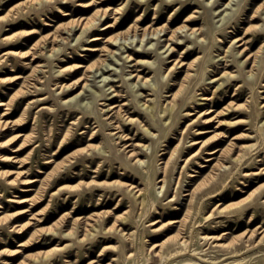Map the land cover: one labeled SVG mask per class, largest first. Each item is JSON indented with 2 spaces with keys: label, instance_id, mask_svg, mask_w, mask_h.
<instances>
[{
  "label": "rangeland",
  "instance_id": "rangeland-1",
  "mask_svg": "<svg viewBox=\"0 0 264 264\" xmlns=\"http://www.w3.org/2000/svg\"><path fill=\"white\" fill-rule=\"evenodd\" d=\"M90 1L69 0L65 6L60 0H0V18H4L13 6L22 5L14 16L13 12H8L9 18L0 21V78L22 76L11 84L0 81V100L8 104V111L11 112L4 117L9 120L10 126L0 131V141L9 139L7 142H10L17 132L24 134L12 145L0 148V264H5V261L26 264L34 255L46 251H51L52 256L41 264H87L91 260L95 261L94 264H264V136L257 128V123L260 126L263 120L259 115L261 105L258 104L264 102V49L259 63L261 69L254 71V77H248L247 69L237 71L236 67H230L228 71L236 75V80L224 81L213 95L215 103L206 101L203 105H196L190 102V95L194 92L203 93L208 98L212 96L213 84L203 91L200 80L207 77L204 68L209 59L229 45L230 37H242L244 29L254 23L259 28L247 35L245 39L250 42L246 46L253 52L264 42V13L260 20L251 22L247 19L252 7L264 0H232L231 6L225 5L229 0H116L114 3L111 0H93V5L87 9L77 6L79 2ZM184 6L188 7V11L183 12ZM58 7L70 14L60 16ZM106 7L120 8L117 14L101 21V24H113L114 28L105 31L100 27L92 31L90 38L126 33L132 23L143 28L155 21V26L165 24L166 31L159 34L163 35L180 26L191 12L198 11L195 13L197 21L188 25L195 28L202 26L205 41H194L193 36L186 42L184 35L187 28L179 33L182 45L174 46L177 50L175 57L197 46L195 53L181 59L184 62H190L197 56L199 59L195 63L193 79L186 83L182 95L176 98V107L169 117L160 112L161 104L166 95L177 92L184 71L177 68L167 72L171 66L169 61L174 56L164 59L172 51L160 56L168 48L163 46L166 36L160 42L157 40L159 35L153 36L152 46L145 44L152 36L145 37L142 47L135 45L139 40L137 36L128 50L123 48L117 50L115 56L107 57L106 67L109 65V68L103 66L92 72L84 68L76 69L79 65L86 67L106 57L101 56V52L83 51L85 47L109 48V45L104 40L90 43L91 39L87 36L75 40L80 31L70 33L54 28L59 23L81 15L89 16L95 9ZM239 28L241 30L236 34ZM52 33L61 37L54 43L60 50L49 56L47 50L51 46L45 49L43 45L47 42V35ZM4 36H11V39L3 40ZM215 37L221 39V43L217 42L212 48ZM37 40H41L40 46L30 50L38 56L35 61H31L30 56L2 55L7 51L27 52ZM132 40L130 34L127 41L130 43ZM119 42L123 41L120 39ZM148 48L158 52L146 58L153 63L150 73H141L150 77L151 87L146 90L138 87V94L140 98L147 95V99H152L153 107L151 112L138 110L133 113L136 109L134 90L137 87L134 90L131 88L130 83L134 79L129 72L145 67H132L134 62H126L125 57L129 54L133 59H143L135 54V50ZM213 59L217 61L219 56ZM208 64L211 65L208 75H212L214 72L211 71L215 70L213 62ZM38 65L41 71L33 77L31 69ZM100 75H109L112 89L122 97L105 100L102 96L94 101V91L102 94V89L108 88L102 85L104 76ZM80 76L87 77L89 86L73 102H92L90 108L84 111L73 109V102H63L78 94L80 89L60 91L61 85H69ZM33 82L39 90H35L32 84L28 87L30 91L25 92L24 88ZM43 97L46 99L35 101L23 112L30 101ZM107 98H114V95ZM123 102L128 105L120 106ZM108 103L119 105L120 111L128 112L141 125L151 126L149 130L154 135L144 133L137 123H126L123 128L127 135L125 140L109 135L115 130L104 123L109 119L119 124L120 118L117 113L102 114L100 109H107L104 106ZM3 111L4 108H0V114ZM204 111L209 112L200 116L199 113ZM186 112L187 115H184ZM193 119L196 122L191 124ZM75 120L77 122L72 124ZM204 129L208 132L197 134ZM93 130L96 131V139L90 141L88 137ZM25 136L27 146L11 154L9 149L23 142ZM143 136L147 138L143 139ZM180 138L183 139V148L180 147L177 152L180 158L168 163L165 184L158 189L163 184L160 180L163 178L164 160ZM190 140L199 143L190 145ZM90 143L102 148L97 151L88 146ZM142 144L149 146L142 151L137 146ZM207 149H224V152L208 156L204 153ZM127 151H133L134 155L145 160L144 163L134 162L133 155L128 157L131 152ZM237 153L243 155V161H230ZM3 154L17 155V160L3 161ZM187 157L189 161L184 164L182 160ZM208 157L215 159L203 161ZM8 179L15 181L8 184ZM22 180L36 181L22 184ZM196 184L200 185V189L193 192ZM135 186L145 188L147 193L146 203L140 209L133 197L135 189L130 192V188ZM27 189L29 191H23ZM30 197L32 200L23 204L10 201ZM23 208L32 209V214L38 215L30 218V212H27L21 217L11 216ZM221 209L222 212H219ZM93 214L96 215L95 230H90L93 235L83 242H79L83 236L81 233L77 237L61 239L36 231H68L73 228L75 218ZM182 217L181 225L170 224ZM15 219L20 224L29 220L32 223L19 232L11 227ZM149 221L155 222L154 225H150ZM118 226L123 228L124 233H133L132 243L129 244L119 230L107 231L109 227ZM180 235L186 236V243L181 246L177 244ZM157 243H163L162 257L154 255L151 249ZM65 245L66 248L54 251ZM129 252H133L134 256L127 258ZM114 258L116 260L111 262Z\"/></svg>",
  "mask_w": 264,
  "mask_h": 264
},
{
  "label": "bare ground",
  "instance_id": "bare-ground-1",
  "mask_svg": "<svg viewBox=\"0 0 264 264\" xmlns=\"http://www.w3.org/2000/svg\"><path fill=\"white\" fill-rule=\"evenodd\" d=\"M60 1H61V3L65 4V6L68 5V2H69V0H60ZM115 1L116 0H111L112 3H114ZM140 1H144V0H140ZM170 1H176V0H170ZM231 1L232 0H229L227 3H225V5H227V6L230 5L231 6V3H232ZM92 2H93V0L90 1V2H87V3L79 2V3H77V6L80 7L81 9H87V8L91 7V5H93ZM222 4H224V2ZM21 6H22L21 4H19L17 6H13L12 8H10L8 10V12H10V13L13 12L12 15L14 16V12L20 10L22 8ZM24 7H26V6H24ZM119 9L120 8H112V7H106L105 9L97 8L89 16H83V15H81V16H79L77 18H73V19H71L69 21L59 23L57 26H55L54 29L56 30V28H62L63 30L65 29V30H67L70 33L71 32L76 33V32H79L80 31L79 35L77 34L78 36L77 37L75 36L76 37L75 40H78L81 37H85V36H87V38L89 39L90 38V34L92 33V31L98 30V28H100V27L103 30H105V31H108L109 29L114 28V25L113 24H109V23H103V24H101V21H104L105 19H107L111 15L117 14ZM58 10L60 12V16H67V15L70 14V13L69 14L66 13V10H63L60 7H58ZM182 10H183V12L188 11V7L187 6H184ZM222 11H223V9H222ZM8 12H7V14H5V17L4 18H0V21L6 20V18L9 16L8 15ZM195 13H198V11L197 10H194L193 12H191L189 15L186 16V18L184 19L183 23L180 26H178L177 28H175V29H173V30H171V31L163 34V35H159V34L161 32H165L166 31L165 24H162L161 26H155V23H156V21H155V22H152L149 25H146L143 28L137 27V25H135L134 23H132L126 29V33L123 32V33L112 34V35H110L108 37H105V38H101L100 36H93V37L90 38L91 39V42L90 43L104 40V42L107 45H109V48H106L104 46H102V47H85L83 49V51H88L90 53H94V52H99L100 53L101 52V56H106V57L104 59H99L97 63L89 64L86 67L79 65L76 69L78 70L79 68H84V70L89 71V72H92V70H94L95 68L97 70H99L103 66L106 67L107 57H109V56H115V53H116L117 50H120V49H123V48H127V50H128L129 49L128 48L129 45H132L134 43V39L137 36L139 37V40L137 41V43L135 45H139L140 47H142L143 42L145 41V37L147 39L148 36H152L151 37V40L148 41V39H147V43H145V44H150L152 46L153 43H151V41L154 39L153 36L159 35L158 38H157V40L159 42L161 41L160 39L163 36H166L165 39H164V45L163 46L164 47L168 46V48L166 49V51L162 52L160 54V56L162 54L166 53L167 51H170V52L172 51V52H171V54L169 56H167V57L164 58L165 60L166 59H170L172 56H174V58L169 61V63H171V66L168 68L167 72L174 71L177 68H183V71H184L183 72L184 75H183L182 79L180 80L179 88H178L177 92L170 93V94L166 95L167 98H165L163 100L164 103L161 104L160 112L165 113L166 117H169L170 114H171V112L176 107V98L179 97L180 95H182V93L184 91V88L186 86V83L188 81H190V80L193 79V77H194V73L193 72L195 70L194 69L195 63L199 59V56L193 58L190 62H184L183 59H181V58H186V57L190 56L192 53H195L197 51V46L195 48H192V50H184V51L181 52V54H179L177 57H175V55L177 54V50L175 49L174 46H180V45H182L181 42H179V39L182 37V35H180L179 33L183 29L187 28L186 34L184 35L187 38V41L186 42L190 41L191 38H193V36H195L194 41H198L199 39L202 42L205 41V36H204V32H203V27L202 26L201 27H198V28H195V27H191V26L188 25V23H194L195 21H197V15H195ZM262 13H264V1L262 3L256 5V6L252 7L250 14L247 15V19L250 20L251 22L260 20ZM111 18L114 19L113 16ZM136 20H139V19L136 18ZM115 21H116V19H115ZM30 23L31 22H29V24ZM258 28H259V25L258 24L250 23L244 29L243 36L242 37H239V36H236V35L230 37V40L228 42L229 45L226 48H222L221 47L222 45H220V47L222 48L221 53H218V54H216V55L213 56V57H215V56L218 57L219 56V59L217 61H215L213 59V57H211L209 59V61H208V63L210 61L213 62V65H214L213 67L215 68V70L214 71H211V72L212 73L214 72V74L208 75V74H210L209 67L211 65H209L207 63V65H205V68H204L205 69V74H207L206 75L207 77H203L200 80L201 81L200 82V89L203 90V91L209 89L208 87H210V85L213 84L211 86V89H213V94H212L211 97L208 98L203 93L194 92V93H192L190 95V102L191 103H195L196 105H198V104L199 105H203L204 102H206V101H209L211 103H215V100H214L215 97L213 95L222 86V84L224 83V81H226V80H233V81H235L236 80L235 79L236 75H234V73L228 71V68H230V67H236L237 68V71H240V69L241 70H244V69L246 70L247 69L246 72L248 74V77H254V75H255L254 71H256L257 69H261V67L259 66V63H260V57L262 55V51L264 49V42H262L255 51L251 52L250 49L246 46L247 43L250 42V40L249 39H245V38L247 37V35H249V33H250L251 30L258 29ZM103 30H101V31H103ZM240 30H241L240 28L239 29H236V34H238L240 32ZM138 31H140V32H138ZM15 33H18V32H15ZM21 33L23 34V32H21ZM28 33H29V31H28ZM32 33H33V31H32ZM196 33H198V34L196 35ZM122 34H126V36L123 37ZM130 34L133 37V40H132V42L128 43L127 40H128V37H129ZM10 37L11 36H4L3 37V40H9V39H11ZM58 38H61V37H59L58 35L53 34V33L50 34V35L49 34L47 35V39H46L47 42L44 43L43 47H45V49H47L49 46H51L47 50L48 53H49L48 54L49 56H54L56 53L59 52L60 47L59 46L58 47H55L54 46V43L58 41ZM120 39L123 42H119ZM39 41H41V40H39ZM39 41L38 40L35 41V43L27 50V52H22V51H19V50L15 51V52L14 51L13 52L12 51H7V52H4L2 55H17V56H19L21 58H26V57L30 56L31 57V61H35V59H37L38 56L35 53H31L30 50L31 49L33 50V48L36 47V46L38 47V45L40 43ZM61 42H63V41H61ZM169 42H172V43L170 45H168ZM217 42L218 43H221V39H218V37H215V39L212 42V48L213 47H216V43ZM239 43H241V44H239ZM237 44H239V46H236ZM220 47H218V48H220ZM237 47H239V48H237ZM156 50L157 49L151 50V48H148V50H144V51H142V50L141 51L140 50H135V54H137L139 56H142L143 59H137V60L136 59H133V58H131V56L129 54H127L126 57H125L127 59L126 62H134V64H133L132 67H138L139 65H142L145 68H148L147 71H145V68L144 69H137V68H135L133 71H130L129 72V74L134 79V81L132 83H130L131 88L134 90V88L137 87V89L134 90V97L136 98V104L134 106H135L136 109L132 111L133 113L137 112L138 110H142L144 112H151L152 111V107H153L152 106V103H151L152 102V99H147L146 98L147 95H144L142 98H140L139 97V94H138V91L140 89H145L146 90V89H149V87H151V83H150V80L151 79H150V77H146L144 75H141V73H143V74L144 73H150V71L152 70L151 69V66H153V63L148 62V59H146V58H149L150 55H151V53H154ZM155 54H158V52L156 51ZM221 54H222V56H220ZM239 55H241L240 58H239ZM112 60H113V58H112ZM108 66L106 68H109ZM39 67L40 66L38 65V66H34L31 69V73H33L32 74L33 77H36L37 74L41 71ZM58 72L60 74L61 71L59 70ZM218 73H220L219 74L220 76L219 77H216V74H218ZM32 75H31V77H32ZM100 76H102V75H100ZM108 76L109 75L104 76L103 77V80H102L104 82V84H102V85H104V87H107L108 86V88L102 89L103 90V93L102 94H100L101 92L100 93H97L96 91H94L93 92L94 101L97 100L98 97H101L102 98V96H104L103 99H105V100H110V99L116 100V99L122 97L119 94V92H116L115 89H112L113 85L110 84V80L108 79ZM88 77H90V76H88ZM20 78H22V76L21 75H17L15 77L11 78V79L10 78H0V81L1 82H6L8 84H11V83L14 82V80L20 79ZM86 78L87 77H81L80 76L75 81H73V83H71L69 85H65L64 84V85H61L60 86V91H62L63 93H64V90H66V91H74L76 89H80V91H79L78 94H76L73 97H70V99H66V101H63V102H68V103L69 102H73V99L77 98L78 95H81V93H84V91L87 90V88H88L89 85L87 84V79ZM30 79H32V78H30ZM33 79H35V78H33ZM207 79L210 80V81L209 82H206ZM123 80H124V78H123ZM31 85H32L33 88L36 87L35 84H34V82L33 83H30L29 86H26V88H24V91L25 92L30 91L29 88H30ZM138 87L140 88L139 90H138ZM109 89H112V90L109 92L108 91ZM35 90H39V89L38 88H35ZM150 90H154V89H150ZM19 92H21V91H19ZM112 94L114 95V98H107L108 96H110ZM198 96H200V97L198 98ZM45 99L46 98L43 97V98H40L38 100H32V101H30L24 107L23 112L25 113L26 110H28L35 101L36 102L37 101H43ZM262 99H264V96L262 97ZM78 101L77 100L76 101L74 100V102H73V104H74L73 109L79 110V111H84L83 109H85V108L86 109H89L90 108V104L92 103V102H86V104L85 103L84 104L82 103L83 106H84L83 107L82 104L78 103ZM197 101H199L200 103H197ZM126 105H128L127 102H123L120 106H126ZM258 105L259 106L261 105L260 111H259V115L262 116L263 120L261 121V125L260 126H258V123L259 122L257 123V128H259L262 131V135L264 136V127H263V125H264V110H263L264 102L263 103L262 102H259ZM2 107L4 108V111L0 114V131H5V130L9 129V126H10L9 123L10 122H8L9 120L5 119L4 117H7L8 115H10L11 112L8 111L9 110L8 104L6 102H3L2 100H0V108H2ZM104 107H107V109H105L106 111L103 110L102 108L100 109V111L102 112L103 115H107L108 113L112 112V115H114V114L117 113L119 115V118H120L119 124H118V122H112L109 119L106 120V122L104 123V125L106 127L111 128V130H115V132L110 131V132H113L112 134L111 133L109 134L112 137L117 135V139H121V140L127 139V135L124 134V131H123V128L126 127L125 126L126 123L131 124V125L137 123L138 126H139V128L142 129L144 133H146L148 135L149 134L154 135L149 130L150 128L152 129L151 126H146L145 127V125H141V122H137V119L136 118H133L131 115L127 114L128 112H124V110L123 111L122 110L120 111L119 105H111L110 103H108ZM205 111L199 113V115L201 116V115H203L205 113L207 114L209 112V111H207V112H205ZM105 113H107V114H105ZM122 113H124V114H122ZM184 115H187V112ZM199 115L197 117H199ZM22 119L23 118H21V120ZM196 119H193L191 121V124L195 123L196 122ZM75 122H77V121L76 120L73 121L72 124H75ZM206 122H207V119H205L204 123H206ZM188 125H190V124H187L186 126H188ZM95 132L96 131H94V130L91 131V133L89 134L88 140L93 141L94 139H96ZM206 132H208V130L204 129V130L198 131L197 134H204ZM23 136H24V134L22 132H17L14 136H12L13 140H11L10 142H7L9 139L8 140H5V141H0V148L1 149L2 148H6V147L12 145L14 143V141L18 137L21 138ZM146 138H147V136H143V139H146ZM23 139H24V141L21 142L18 146H14V147H12V148L9 149V152L11 154L17 153L19 151H22L27 146V143L25 141L26 136ZM190 142H191L190 145H194V144H198L199 143V142L191 141V140H190ZM202 145H203V143L201 144L200 148L202 147ZM88 146L90 148H93V149L97 150V151L102 148V146H95L92 143L88 144ZM137 146L142 150V149H147L149 145L142 144V145H137ZM180 147L183 148V139L182 138L179 139L177 145L174 147V149L171 150V152L169 153V157L166 160H164L165 162H164V165L162 167L163 178H162V180H160V182L161 183L163 182V184L158 189L163 188V186L165 184L164 174L166 172L168 163L170 161H178L179 160L180 156L177 155V152H178V149ZM200 148H199V150H200ZM129 152H131V153L129 154L128 157H130L131 155H133V159L135 160L134 162L137 161V162H139V164H143L144 163L145 160H142V159L138 158L137 154H135V155L133 154L134 153L133 151H127V153H129ZM223 152H224V149H209V150L207 149L204 153L206 155H208V156H212V155H215L217 153H219V155H221ZM196 153H198V150L196 151ZM196 153H194V155H196ZM1 157H2L1 160H3V161H16L17 160V155H4L3 154V155H1ZM213 159H215V158L208 157L207 159H204L203 161H212ZM182 161H184V164H186L189 161V157L184 158V160H182ZM230 161H243V155L241 153H237L232 159H230ZM142 167H143V165H142ZM200 167H204V165H201ZM14 181H15V179H8L7 180V183L8 184H13ZM34 181H36V180L29 181V182H25V181L22 180L21 183L22 184H31V183H34ZM133 188L135 189L134 192H133ZM199 189H200V185L196 184L194 186V188H193L192 191L193 192H196ZM23 191H29V190L27 189V190H23ZM130 192L131 193L133 192V197H134L135 202L137 203L139 209H140V207H143L145 205V203H146V200H147V193H146L145 188H143V187L137 188L136 186L135 187H131L130 188ZM37 193H38V191H37ZM30 200H32V197H30V198H23V199L22 198H19L17 200L10 199L11 202H14L16 204H23V203H26V202H28ZM31 210L24 209V208L23 209H19V210L15 211L14 213H12L11 216L17 218V217H21L22 215L28 214L27 212H30L29 213V215H31L30 218H33L35 215H38V213L32 214ZM222 210L223 209H221L219 212H222ZM209 216H210V214L207 217H209ZM5 217H3L4 220H5ZM0 221H2V217H0ZM17 222H18V220L15 219L11 223V227L13 228V230L15 229L16 231H19V232L21 230H23V229L25 230V228H27L32 223V222L30 223V220L27 221V222H25V223H21V224L20 223H17ZM149 222H150V225H154V223H155L153 221H149ZM182 222H183V217L181 219H178V220H172V222H170V224L171 223L172 224L173 223H177L178 225H181ZM95 223H96V215L95 214H93L91 216H86V217H84V216H78L77 218L74 219V221L72 223L73 224V228H70L68 231H62V230L61 231H58V230H55V229L54 230H50L49 229V230H45V231H41L40 229H37L36 231L39 232V233L40 232L50 233L51 235L58 236V238H61V239L62 238H71L73 236L74 237L75 236L77 237V235L81 233L83 236L79 239V242H83L85 240V238L89 237L90 235H93L91 233L92 231H90V230H95L94 229ZM88 227L90 229H87ZM117 230H119L122 233V236L126 239V241L129 244L132 243L133 233H129V234L128 233H124L123 228H121V227L119 228V226L118 227H115V228L114 227L107 228V231L108 232H112V231L115 232ZM154 230H156V229H154ZM185 243H186V236H184V235L178 236V238H177V244H179L181 246V245H183ZM66 247H67V245H65L63 248L62 247L61 248H55L54 251L55 250H62L64 248H66ZM108 247H104V248H108ZM162 247H163V243L154 244L151 247V249H153L154 252H155L154 255L157 254V255H159V256L162 257ZM51 256H52L51 255V251H46V252H44L42 254L34 255L32 257V259H31V261L29 263H26V264H41L42 262L50 259ZM133 256H134V253L133 252H129L126 257L127 258H130V257H133ZM115 260L116 259L114 258V259L111 260V262H114ZM4 263L5 264H9L7 261H5ZM94 263H95V261L94 260H91L87 264H94ZM97 264H100V263H97ZM107 264H112V263L109 262Z\"/></svg>",
  "mask_w": 264,
  "mask_h": 264
}]
</instances>
